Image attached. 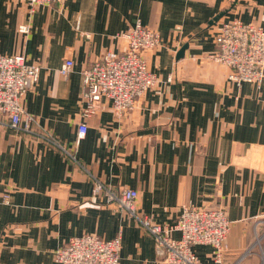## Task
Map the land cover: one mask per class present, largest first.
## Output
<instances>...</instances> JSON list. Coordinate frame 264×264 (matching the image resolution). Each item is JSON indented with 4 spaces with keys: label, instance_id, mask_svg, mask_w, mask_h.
Here are the masks:
<instances>
[{
    "label": "crops",
    "instance_id": "obj_1",
    "mask_svg": "<svg viewBox=\"0 0 264 264\" xmlns=\"http://www.w3.org/2000/svg\"><path fill=\"white\" fill-rule=\"evenodd\" d=\"M232 18L264 27V0H64L33 12L22 1L0 0V54L22 52L27 63L40 64L21 99L24 111L85 168L0 124V264H61L52 253L71 236L118 231L120 264H166L142 226L94 192L93 177L136 189L137 212L161 225L174 223L182 205L223 207L230 228L221 261L209 244L194 245V255L203 264L259 262L264 82L237 86L227 67L208 57L220 22ZM137 19L160 36L146 53L156 84L121 116L106 97L83 116L82 71L103 51L120 52L118 33ZM22 23L27 33L18 31ZM66 58L73 65L65 76L58 68ZM81 122L87 129L77 141Z\"/></svg>",
    "mask_w": 264,
    "mask_h": 264
},
{
    "label": "built area",
    "instance_id": "obj_2",
    "mask_svg": "<svg viewBox=\"0 0 264 264\" xmlns=\"http://www.w3.org/2000/svg\"><path fill=\"white\" fill-rule=\"evenodd\" d=\"M18 1L26 3L30 12L40 5H61L64 2ZM17 29L27 33L29 25L22 23ZM118 35L124 40L121 51H103L82 71L83 116L94 114L103 97L110 99L112 111L121 116L131 110L136 99L157 82V76L148 67L146 53L159 43L158 32L145 27L137 19ZM208 57L227 67V78L235 85L248 82L260 88L264 82V27L240 18L220 22L215 48ZM72 65L73 60L66 58L58 72L66 76ZM39 72L40 64L27 63L22 52L0 54V124L43 141L77 166L84 168L77 160L75 152L64 142L46 130H37L34 127L35 117L23 109L21 99L34 85ZM86 129L84 122L78 124L77 141L85 134ZM93 181L96 194L103 192L109 203L126 211L151 236L156 255L166 264H203L192 251V247L197 244H209L217 263L228 249L226 239L230 221L223 207L182 205L174 223L161 225L137 212L136 189H114L96 177H93ZM3 202H8L7 194H4ZM173 231H177L179 236H174ZM121 237L120 231L111 238H103L93 233L74 235L53 251V259L61 264H120ZM255 245L259 251V262L254 264H264V230L256 233Z\"/></svg>",
    "mask_w": 264,
    "mask_h": 264
},
{
    "label": "water",
    "instance_id": "obj_3",
    "mask_svg": "<svg viewBox=\"0 0 264 264\" xmlns=\"http://www.w3.org/2000/svg\"><path fill=\"white\" fill-rule=\"evenodd\" d=\"M224 14V12H219L218 14H216L212 20L209 21V23H214L215 21H217L222 15ZM187 47V44L185 43L183 46H181V48L178 50L177 52V57H181L184 53L185 48Z\"/></svg>",
    "mask_w": 264,
    "mask_h": 264
}]
</instances>
